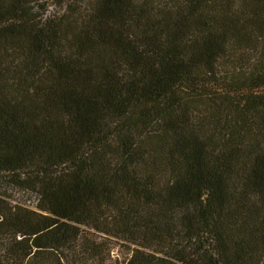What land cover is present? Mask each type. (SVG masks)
<instances>
[{"label": "trees", "instance_id": "obj_1", "mask_svg": "<svg viewBox=\"0 0 264 264\" xmlns=\"http://www.w3.org/2000/svg\"><path fill=\"white\" fill-rule=\"evenodd\" d=\"M51 1L0 0V264H264V0Z\"/></svg>", "mask_w": 264, "mask_h": 264}, {"label": "rangeland", "instance_id": "obj_2", "mask_svg": "<svg viewBox=\"0 0 264 264\" xmlns=\"http://www.w3.org/2000/svg\"><path fill=\"white\" fill-rule=\"evenodd\" d=\"M52 4L50 6V8L48 9L49 12L51 13H57V12H62L63 10V7L64 5L63 4H58L56 0L54 1H51ZM126 251V247L119 244V243H116L114 244V247L112 248V254H119L121 255L122 253H124Z\"/></svg>", "mask_w": 264, "mask_h": 264}]
</instances>
